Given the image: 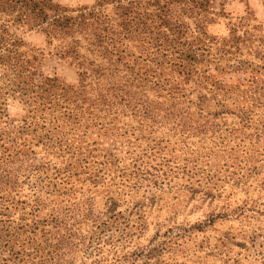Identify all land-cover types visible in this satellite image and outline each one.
<instances>
[{
	"label": "rangeland",
	"instance_id": "374dc122",
	"mask_svg": "<svg viewBox=\"0 0 264 264\" xmlns=\"http://www.w3.org/2000/svg\"><path fill=\"white\" fill-rule=\"evenodd\" d=\"M130 4L132 27L161 16L114 41ZM3 30L28 64L10 96L0 67V224L69 230L21 264H264V0H0ZM121 50L130 70L108 77Z\"/></svg>",
	"mask_w": 264,
	"mask_h": 264
},
{
	"label": "trees",
	"instance_id": "16d2710c",
	"mask_svg": "<svg viewBox=\"0 0 264 264\" xmlns=\"http://www.w3.org/2000/svg\"><path fill=\"white\" fill-rule=\"evenodd\" d=\"M19 2V0H16V4ZM95 2H98V0H95ZM167 4L165 3L164 6ZM163 6V7H164ZM134 7L132 4H130L127 8L122 7L121 11L116 13V16L118 18V22L116 23L117 27L120 29L116 30V32L112 33V37L115 39L114 41H120V36H113L115 33L120 34L123 31H128L129 27L133 28V30L140 31L142 28L141 27H149L153 28L154 23H156L154 20L159 19L161 14H147V19L146 21L148 22H142L139 21L138 24H135L134 27H132L130 24L133 23L132 21L129 20L131 13L133 11ZM16 12L14 8L12 7L9 14H13ZM39 11L35 8L34 5H30L29 2L28 4L25 5V7L21 10L17 11V15L28 18H39ZM145 15V14H144ZM18 19V18H17ZM67 20V19H66ZM98 19L95 20V24H97ZM44 23L43 20L41 22H38L36 26H40V24ZM55 26H62V23L59 21H54ZM34 26V27H36ZM158 27H161V23L157 25L156 29H159ZM155 29V28H153ZM103 32L106 31V28L102 30ZM4 32L0 31V33ZM101 37V35H100ZM100 37H97V42L105 43V40ZM5 40L0 36V67L1 66H7L9 67V73L13 75V80H10L8 83V88H7V94L6 96H10L11 93H16L18 91V85H19V78L20 74L19 71L23 68L24 66H27L28 61L21 56L20 53H18V50H25L27 48V45L25 42L21 39L15 40L13 42H9L6 45H3L2 43ZM112 44V40L109 43H106V46L103 48L105 52H108L109 50H114L115 45H112L111 48H107L108 45ZM125 51H115V52H110L109 58L108 57H101L100 61L104 62L103 60H106V67L104 70L106 71L105 74L109 77L110 75L114 74L116 76V73L119 71H122L124 68L129 69V56L127 54H124ZM18 56H15L17 55ZM133 63H138L136 62V59L132 60ZM95 75L98 74V71L94 72ZM102 74V73H100ZM98 74V76L100 75ZM82 75V74H79ZM115 78V83H126L123 82L121 79H118V77ZM22 92V91H21ZM28 91H23L21 95H27ZM29 94V93H28ZM13 156H7L4 160L0 159V189L4 187H12V184L16 181L15 174L8 169V165L12 162ZM8 200H5L7 202ZM0 204L1 209H7L8 206H12L10 202L8 204ZM0 222H11L8 218L4 221ZM43 223H37V222H31L29 225L31 228V231L25 236L22 237L19 234H17L16 230L19 229V227H10L5 226L4 224H0V248L4 249L6 253L9 255L8 261L15 260L18 258L19 264L24 261V259L29 258L31 255L34 256H39L40 258L41 255L38 253L44 254H53L55 253V241H60L63 239L65 234L69 231L67 229V224L64 222H60L61 227L63 228V233H59L57 231L50 232L48 229H45L44 227L40 228V226H46L50 225V223L56 224V221L54 218L50 219L49 221L47 219L42 221ZM54 226V225H52ZM17 228V229H16ZM63 234V236H61ZM225 239L227 240L226 236ZM251 241L255 240V237L248 238ZM59 243V242H57ZM48 247L52 248L51 251H47ZM57 255V254H55ZM42 264V262L40 263ZM57 264V263H54Z\"/></svg>",
	"mask_w": 264,
	"mask_h": 264
},
{
	"label": "crops",
	"instance_id": "0c3cea01",
	"mask_svg": "<svg viewBox=\"0 0 264 264\" xmlns=\"http://www.w3.org/2000/svg\"><path fill=\"white\" fill-rule=\"evenodd\" d=\"M55 3L61 5L64 8H73L77 6H93L95 4V0H52ZM77 5V6H76Z\"/></svg>",
	"mask_w": 264,
	"mask_h": 264
}]
</instances>
